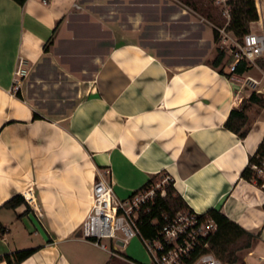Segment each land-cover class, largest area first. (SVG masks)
I'll return each mask as SVG.
<instances>
[{
  "label": "crops",
  "instance_id": "1",
  "mask_svg": "<svg viewBox=\"0 0 264 264\" xmlns=\"http://www.w3.org/2000/svg\"><path fill=\"white\" fill-rule=\"evenodd\" d=\"M160 2L127 0L131 13L125 24L115 23L90 89L52 118L26 101L23 80L21 98L12 93L13 72L19 58L29 71L46 57L44 45L59 29L69 33L80 0H0V264L23 250L34 252L19 264L118 258L78 238L98 174L117 201L168 176L190 211L217 209L256 236L252 256L254 249L264 254V191L240 178L264 137V107L248 102L250 89L229 81V54L211 66L218 46L205 20L180 8L165 16ZM109 23L97 26L106 30ZM260 63L246 73L264 83ZM244 106L248 131L241 139L224 123ZM25 192L32 204L5 205Z\"/></svg>",
  "mask_w": 264,
  "mask_h": 264
},
{
  "label": "built area",
  "instance_id": "2",
  "mask_svg": "<svg viewBox=\"0 0 264 264\" xmlns=\"http://www.w3.org/2000/svg\"><path fill=\"white\" fill-rule=\"evenodd\" d=\"M206 1L221 19V24H212V27L217 32L218 42L223 45L222 49L231 56L228 66L229 81L250 89L251 94L264 98V83L261 79L248 75L246 71L236 72L240 63L249 69L255 66L257 61L264 62V0H253L257 19L249 22L248 33L240 37L230 30L237 0ZM24 66V60L19 58L12 77L14 94L27 75ZM252 168L262 181L260 188L264 190V159L260 166L254 165ZM170 182V178L165 176L160 185ZM160 185H146L136 190L130 198L117 201L113 196L110 182L104 175L98 174L92 187L90 209L79 226L78 238L109 251L112 256L119 257L105 245L103 240L113 241V245L119 248L118 242L124 246L138 237L149 254L152 264H225L208 250L207 243L202 244L215 231L214 222L209 218H199L200 214L193 211L178 214L167 221L152 239L142 236L139 214L145 205H153L157 195H165L160 190ZM23 197L28 204L34 201L29 193L25 192ZM38 216H41L40 213ZM248 256H252V253L249 252ZM258 261L264 262V258L259 257Z\"/></svg>",
  "mask_w": 264,
  "mask_h": 264
},
{
  "label": "rangeland",
  "instance_id": "3",
  "mask_svg": "<svg viewBox=\"0 0 264 264\" xmlns=\"http://www.w3.org/2000/svg\"><path fill=\"white\" fill-rule=\"evenodd\" d=\"M145 1L148 0H135L136 3ZM191 1L199 11H193L189 8L190 5L184 4L183 0H161L160 6L165 16L180 8L193 14L197 19L203 18L211 29H213L212 24H221L218 13L206 0ZM80 5L81 7L75 8L68 17L66 28L69 33L66 35L62 28L59 29L48 45L47 56L32 66L29 71L27 70V75L23 79L24 98L36 111L48 117L64 115L77 101L78 96L90 89L91 79L98 63L97 58L115 39L118 31L115 23L125 24L127 15L131 13L127 0H80ZM111 6H114V21L106 18L112 14ZM206 15L209 17L207 18ZM97 22L111 24L109 23L108 29L101 30ZM120 30L122 31L121 27ZM216 46L223 47L220 42ZM164 177L153 180L152 185H160ZM167 185H160V190L164 194ZM185 212L187 211H180L178 214ZM103 242L111 249L113 241L103 240ZM116 249L122 251L121 256L135 264H152L149 254L138 237L122 248L112 247V250ZM249 251L250 249L239 251L237 253L239 262L236 264H264L258 261L260 256L264 257L263 253L254 249V255L248 256ZM113 264L130 263L118 257L114 258Z\"/></svg>",
  "mask_w": 264,
  "mask_h": 264
},
{
  "label": "trees",
  "instance_id": "4",
  "mask_svg": "<svg viewBox=\"0 0 264 264\" xmlns=\"http://www.w3.org/2000/svg\"><path fill=\"white\" fill-rule=\"evenodd\" d=\"M17 5L22 6L26 0H12ZM184 4L189 6L193 11L197 12L194 2L191 0H183ZM208 18L209 16L206 15ZM257 19L255 9L253 6V0H237L236 6L233 11L232 20L230 24V30L240 37L249 31V22L255 21ZM213 39L216 44H218L217 32L213 29ZM48 41L44 45V52L48 51ZM217 55L211 62V66L217 68L225 57L226 52L219 46L216 48ZM260 66L264 69V64L260 63ZM243 65L240 63L237 67L236 72L242 73L247 71ZM221 72V70H220ZM15 96L20 97L19 92L15 93ZM249 103H254L259 109L264 107V98L259 97L255 94H251L248 98ZM246 106L243 107L241 111L232 110L229 113L228 118L224 123V128L238 135L239 138L243 139L248 131L246 126L247 116L245 114ZM33 118H37L34 114ZM264 159V137L257 147L256 152L252 157H250L248 164L240 173V178L248 181L254 182L258 187L261 186L262 181L256 176L255 171L252 166H260ZM152 184L148 182L146 185ZM264 191V190H263ZM25 200L21 197H14L8 201L5 205L7 207H16L24 203ZM147 210V211H145ZM190 211L186 203L181 199L180 196L175 194L172 183L170 182L166 187V193L164 196L157 195L154 199L153 205L147 204L141 210L139 214L140 221V232L144 238L152 239L160 231L162 226L169 220H172L180 211ZM199 218H209L211 219L216 229L212 235L205 239V242L209 246V251L212 252L215 257L226 264H236L239 262V257L237 253L242 250L250 249L252 243L256 239V236L247 232L242 227H240L235 222L229 220L224 215H222L217 209H209L205 213L200 214ZM34 250H23L15 252L11 255L4 257L7 264H19L29 257ZM114 258H111L107 264H113Z\"/></svg>",
  "mask_w": 264,
  "mask_h": 264
},
{
  "label": "water",
  "instance_id": "5",
  "mask_svg": "<svg viewBox=\"0 0 264 264\" xmlns=\"http://www.w3.org/2000/svg\"><path fill=\"white\" fill-rule=\"evenodd\" d=\"M118 244H119V245H122V243H121V242H118Z\"/></svg>",
  "mask_w": 264,
  "mask_h": 264
}]
</instances>
